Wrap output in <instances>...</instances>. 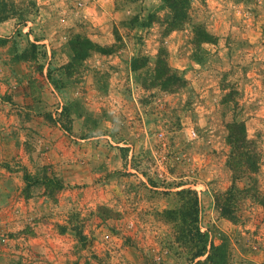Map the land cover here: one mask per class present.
I'll return each instance as SVG.
<instances>
[{
  "label": "rangeland",
  "instance_id": "rangeland-1",
  "mask_svg": "<svg viewBox=\"0 0 264 264\" xmlns=\"http://www.w3.org/2000/svg\"><path fill=\"white\" fill-rule=\"evenodd\" d=\"M0 158V264H264V0H0Z\"/></svg>",
  "mask_w": 264,
  "mask_h": 264
},
{
  "label": "trees",
  "instance_id": "trees-1",
  "mask_svg": "<svg viewBox=\"0 0 264 264\" xmlns=\"http://www.w3.org/2000/svg\"><path fill=\"white\" fill-rule=\"evenodd\" d=\"M166 1L168 2L169 0H165V2ZM186 2H188V0H186ZM201 36H202V39L204 41L211 42V37H210L209 33H207V32L201 33ZM244 136H245V134H244ZM243 140H245V137H243ZM247 162L249 163V164L247 163L249 165V171H251V173L256 172L258 168H257V162L254 160V158L249 156V159L247 160ZM217 202H219L218 198H217ZM197 205H198V200H195L192 203V206H194V212L190 215L192 217L193 222H195L194 235H195V238L197 239V241L199 243L198 249L194 255V258L198 259V258L207 256V260H208V259L212 258L211 251H214V250L216 251L218 248H216L215 244L212 241H210L209 235L207 233L201 232V230L198 227V210H196ZM226 205H228V204H226ZM223 215L225 217H228L226 215V213H223ZM228 218H230V217H228Z\"/></svg>",
  "mask_w": 264,
  "mask_h": 264
},
{
  "label": "crops",
  "instance_id": "crops-1",
  "mask_svg": "<svg viewBox=\"0 0 264 264\" xmlns=\"http://www.w3.org/2000/svg\"><path fill=\"white\" fill-rule=\"evenodd\" d=\"M0 159H1V158H0ZM3 195H4V194L0 195V198H3ZM6 198H8V197H7V193H5V199H6ZM13 208L15 209V207H13ZM11 211H12V210H11Z\"/></svg>",
  "mask_w": 264,
  "mask_h": 264
}]
</instances>
